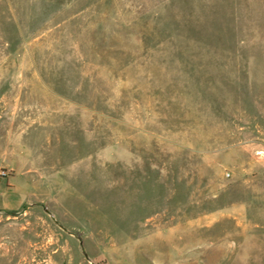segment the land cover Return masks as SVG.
I'll list each match as a JSON object with an SVG mask.
<instances>
[{
    "label": "rangeland",
    "instance_id": "rangeland-1",
    "mask_svg": "<svg viewBox=\"0 0 264 264\" xmlns=\"http://www.w3.org/2000/svg\"><path fill=\"white\" fill-rule=\"evenodd\" d=\"M19 178L0 264H264V0H0Z\"/></svg>",
    "mask_w": 264,
    "mask_h": 264
},
{
    "label": "crops",
    "instance_id": "crops-1",
    "mask_svg": "<svg viewBox=\"0 0 264 264\" xmlns=\"http://www.w3.org/2000/svg\"><path fill=\"white\" fill-rule=\"evenodd\" d=\"M23 181H24L23 178H21V179L19 178L18 181L15 184L12 183L8 189H15L16 193L23 191L24 194H27L26 199H28L30 197L29 190L27 188H25L24 190H26V191L24 192V190L20 189V185H22ZM12 197L7 198V200H6L7 202H5L4 204H0V208H2V209H19L25 203V201L23 199V197H24L23 194L21 196L18 193L13 199H12Z\"/></svg>",
    "mask_w": 264,
    "mask_h": 264
}]
</instances>
